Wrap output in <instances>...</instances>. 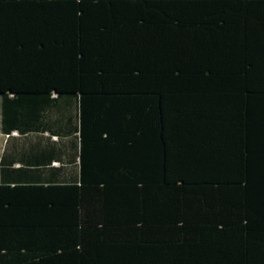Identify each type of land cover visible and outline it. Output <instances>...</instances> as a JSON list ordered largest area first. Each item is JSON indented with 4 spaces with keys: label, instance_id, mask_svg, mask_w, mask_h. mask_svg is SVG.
<instances>
[{
    "label": "trees",
    "instance_id": "16d2710c",
    "mask_svg": "<svg viewBox=\"0 0 264 264\" xmlns=\"http://www.w3.org/2000/svg\"><path fill=\"white\" fill-rule=\"evenodd\" d=\"M0 98V264H264V0H0Z\"/></svg>",
    "mask_w": 264,
    "mask_h": 264
},
{
    "label": "crops",
    "instance_id": "0c3cea01",
    "mask_svg": "<svg viewBox=\"0 0 264 264\" xmlns=\"http://www.w3.org/2000/svg\"><path fill=\"white\" fill-rule=\"evenodd\" d=\"M0 183L4 177V170L6 167H10L12 164H16L15 167H19L22 163V156L27 155L25 152L26 142L28 138L19 134L18 132H13L11 136L5 133L2 128V102H0ZM36 136V135H33ZM34 141H37V138H33ZM3 167V169H2Z\"/></svg>",
    "mask_w": 264,
    "mask_h": 264
},
{
    "label": "rangeland",
    "instance_id": "374dc122",
    "mask_svg": "<svg viewBox=\"0 0 264 264\" xmlns=\"http://www.w3.org/2000/svg\"><path fill=\"white\" fill-rule=\"evenodd\" d=\"M0 102H1V98H0ZM0 117H1V113H0Z\"/></svg>",
    "mask_w": 264,
    "mask_h": 264
}]
</instances>
